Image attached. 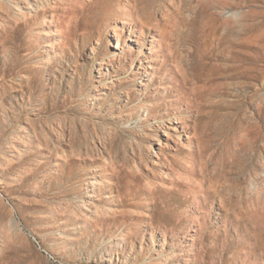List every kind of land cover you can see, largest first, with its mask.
Here are the masks:
<instances>
[{"label":"rangeland","instance_id":"obj_1","mask_svg":"<svg viewBox=\"0 0 264 264\" xmlns=\"http://www.w3.org/2000/svg\"><path fill=\"white\" fill-rule=\"evenodd\" d=\"M0 264H264V0H0Z\"/></svg>","mask_w":264,"mask_h":264},{"label":"bare ground","instance_id":"obj_2","mask_svg":"<svg viewBox=\"0 0 264 264\" xmlns=\"http://www.w3.org/2000/svg\"><path fill=\"white\" fill-rule=\"evenodd\" d=\"M17 226V225H16Z\"/></svg>","mask_w":264,"mask_h":264}]
</instances>
